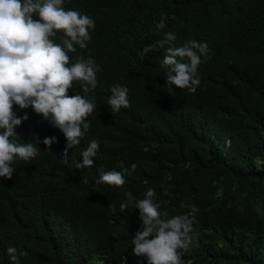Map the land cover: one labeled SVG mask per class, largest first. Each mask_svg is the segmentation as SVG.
<instances>
[{"label": "trees", "instance_id": "trees-1", "mask_svg": "<svg viewBox=\"0 0 264 264\" xmlns=\"http://www.w3.org/2000/svg\"><path fill=\"white\" fill-rule=\"evenodd\" d=\"M63 7L95 21L88 47L68 53L70 63L91 56L99 66L94 90H68L94 110L80 144L63 157V131L13 105L29 119L10 139L33 144L38 155L14 158L13 178L0 177V264H13L8 247L19 264H147L132 252L143 222L125 194L139 200L149 188L164 219L198 209L188 250H178L184 264H264V0H63ZM161 19L166 26L157 29ZM165 32L175 34L173 47L208 44L194 90L171 85L169 93L163 49L139 55ZM115 85L129 89L130 107L113 114ZM91 140L100 144L93 167L77 169ZM121 164L137 165L123 173L122 187L96 183L103 172H123Z\"/></svg>", "mask_w": 264, "mask_h": 264}, {"label": "clouds", "instance_id": "clouds-1", "mask_svg": "<svg viewBox=\"0 0 264 264\" xmlns=\"http://www.w3.org/2000/svg\"><path fill=\"white\" fill-rule=\"evenodd\" d=\"M34 14L39 19H33ZM165 26L164 19H161L157 29ZM95 27V21L89 16L76 10H65L63 0H0V177L13 178L14 169L10 165L14 158L28 161L38 155L33 144H16L10 139L17 135L15 129L29 119L27 113L17 116L13 105L20 109L30 106L63 131L67 138L63 157L68 156L69 148L80 144L81 137L89 128L85 120L93 112L94 104L83 95H69L68 90L74 84H78L83 93L94 90L99 66L91 56L87 59L81 56L75 63H70L68 53L75 52L76 46L86 49L91 41L89 30ZM57 32L63 33L61 43L51 39ZM175 39L174 33L165 32L162 39L145 46L139 53L143 58L152 51L164 50L162 66L166 69L170 94H173L171 85L181 90L198 87L201 83L198 67L210 59L206 42L189 40L182 46L173 47L171 42ZM128 92L126 86L111 88L112 95L107 103L113 114L130 107ZM55 139H44V145L48 146L46 149H50ZM99 148L100 144L91 140L80 153L82 162L77 161L75 167H93L91 157L96 156ZM120 167L123 172H103L96 183L122 187L125 184L123 173L130 175L137 165L132 164L131 171L123 164ZM125 195L128 204L140 210L143 222L142 230L136 232L132 239L133 254L138 258L146 257L147 264H184L178 250H188L194 213L198 209L193 207L190 213L164 219L162 216H167V213L162 214L154 202L155 189H147L145 198L139 200L130 192ZM181 207H184L183 203ZM7 253L13 264H19L16 248L8 247Z\"/></svg>", "mask_w": 264, "mask_h": 264}]
</instances>
